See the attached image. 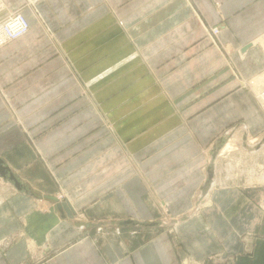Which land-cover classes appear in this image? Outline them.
Here are the masks:
<instances>
[{
  "label": "crops",
  "instance_id": "1",
  "mask_svg": "<svg viewBox=\"0 0 264 264\" xmlns=\"http://www.w3.org/2000/svg\"><path fill=\"white\" fill-rule=\"evenodd\" d=\"M0 2V264H264V0Z\"/></svg>",
  "mask_w": 264,
  "mask_h": 264
},
{
  "label": "built area",
  "instance_id": "2",
  "mask_svg": "<svg viewBox=\"0 0 264 264\" xmlns=\"http://www.w3.org/2000/svg\"><path fill=\"white\" fill-rule=\"evenodd\" d=\"M2 9H4V8H3V6H2V4L0 2V11ZM15 14H20V15L23 16V14L21 12H19V11H14V12L12 11V12L7 13V15L4 18H2V19L0 18V38L3 39V42L0 43V47L3 46V45H5V44H7L10 41H13V40H16V39L20 38L21 36H23L24 34H26L28 32V30H29V23L26 20V18L23 16V18H24V20L26 21V24H27V29L21 35L15 37V38H9L7 36L6 31L3 30V26L7 22V20L9 19V17L12 16V15H15ZM209 31H210V33L212 35L217 36V33L219 32V27L218 26H215L214 28L211 27V28H209ZM210 33H209V35H210ZM212 35H210L212 37V41H215V39H214V37ZM261 90H264V87H262ZM258 98L262 101V98L260 97V95H258ZM101 230H102V227L101 226H98L97 227V231L98 232H101ZM115 232L119 234L120 233L119 228H115Z\"/></svg>",
  "mask_w": 264,
  "mask_h": 264
},
{
  "label": "clouds",
  "instance_id": "3",
  "mask_svg": "<svg viewBox=\"0 0 264 264\" xmlns=\"http://www.w3.org/2000/svg\"><path fill=\"white\" fill-rule=\"evenodd\" d=\"M27 29L26 21L23 16L20 14H15L9 17L7 22L3 26V30L6 31V34L9 38H15L21 35ZM3 42V39L0 38V43Z\"/></svg>",
  "mask_w": 264,
  "mask_h": 264
},
{
  "label": "water",
  "instance_id": "4",
  "mask_svg": "<svg viewBox=\"0 0 264 264\" xmlns=\"http://www.w3.org/2000/svg\"><path fill=\"white\" fill-rule=\"evenodd\" d=\"M7 169L5 168V167H3L2 166V164H1V161H0V175L1 176H3V177H6V173H7ZM9 178L15 183V186L18 188V189H20V185L18 184V182L16 181V179L14 178V176H12L11 174L9 175ZM212 180V171L211 170H209V182ZM208 182V183H209ZM51 199H53V200H55V201H57V199L56 198H51ZM59 208H60V206H59Z\"/></svg>",
  "mask_w": 264,
  "mask_h": 264
},
{
  "label": "rangeland",
  "instance_id": "5",
  "mask_svg": "<svg viewBox=\"0 0 264 264\" xmlns=\"http://www.w3.org/2000/svg\"><path fill=\"white\" fill-rule=\"evenodd\" d=\"M2 4V6H3V8L5 7L4 5H3V3H1ZM11 11H19L20 12V10L19 9H15V10H9V11H4V9H2L1 11H0V18L2 19V18H4L6 15H7V13H9V12H11ZM215 27V26H214ZM213 27V28H214ZM209 33H210V31H209ZM210 35H212L211 33H210ZM213 37H214V39H215V42L217 41V36H214V35H212ZM255 87H256V90H257V92H258V94H261V93H263L262 92V90H261V88H258V87H260L259 86V83H255V85H254ZM227 139H231V137H229V138H227ZM96 230H97V228H96ZM98 232V231H97Z\"/></svg>",
  "mask_w": 264,
  "mask_h": 264
},
{
  "label": "bare ground",
  "instance_id": "6",
  "mask_svg": "<svg viewBox=\"0 0 264 264\" xmlns=\"http://www.w3.org/2000/svg\"><path fill=\"white\" fill-rule=\"evenodd\" d=\"M12 12V11H11ZM264 77V76H263ZM263 80V79H262ZM259 85H260V88L262 89V87H264V81H263V83L262 84H260L259 83ZM254 88L256 89V87L254 86ZM256 92H257V90H256ZM262 92L263 93H261V94H258V95H260V97L262 98V103L264 104V90H262ZM258 93V92H257ZM227 144V143H226ZM230 144V143H229ZM228 145V144H227ZM263 148V147H262ZM225 151V150H224ZM231 164H233V163H231ZM230 164V165H231ZM226 170V169H225ZM232 171V170H231ZM225 172V171H224ZM228 172H229V170H228ZM257 172V171H256ZM259 173V172H258ZM257 173V174H258ZM263 173V172H262ZM230 174H231V172H230ZM251 177V176H250ZM255 181H257V182H261V181H263L264 182V173L262 174V175H260V177H257V179H254Z\"/></svg>",
  "mask_w": 264,
  "mask_h": 264
}]
</instances>
